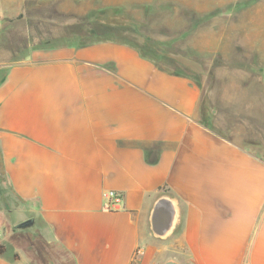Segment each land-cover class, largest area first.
<instances>
[{"label": "crops", "instance_id": "crops-1", "mask_svg": "<svg viewBox=\"0 0 264 264\" xmlns=\"http://www.w3.org/2000/svg\"><path fill=\"white\" fill-rule=\"evenodd\" d=\"M7 1L0 17L18 15ZM26 1V45L40 48L0 82V264H130L136 253L137 264H264V121L240 114L264 113V0ZM137 4L202 21L197 52L230 53L233 36L240 58L211 68L250 76L209 71L199 83L128 45L76 40L84 7ZM245 79L260 93L234 87ZM161 196L177 220L156 238Z\"/></svg>", "mask_w": 264, "mask_h": 264}, {"label": "rangeland", "instance_id": "rangeland-1", "mask_svg": "<svg viewBox=\"0 0 264 264\" xmlns=\"http://www.w3.org/2000/svg\"><path fill=\"white\" fill-rule=\"evenodd\" d=\"M7 3L10 9H18L19 14L17 15L14 11H5L4 16L0 17V82L5 79L9 69L17 64L16 62L31 55H38L31 50L40 48V46L30 47L26 45L27 41H29L28 33L31 35L35 33L33 29L34 23L32 22V28H30L27 21V1L8 0ZM106 11L107 15L110 14L108 19L110 21L97 23L93 22L94 18H91L92 12L87 13L84 7L82 20L75 23L77 27L74 30L81 35L76 37L80 44H87L91 41L124 43L145 58L150 59L161 70L196 80L199 83L203 81V77L209 71L215 73L228 72L240 77L250 76L248 72L239 69L211 68L216 60L228 63L237 62L235 61L237 60L236 58H240L236 54H231L235 49L233 36H230L228 40H224V44L228 46L227 49L230 50V53L195 51L197 44L199 45L204 39L202 21H194L193 17L186 12L184 13V18L180 14V9L179 20H172L173 18L170 17L172 12L170 6H144L137 4ZM33 12L31 9V13ZM38 30L39 33L48 32L42 27ZM41 40L44 43H48L50 39L41 38ZM188 42L193 43L188 45ZM150 48L156 53H150ZM238 61L246 62L245 59ZM248 66L251 72L257 69L253 63H249ZM258 75L261 78V73ZM221 87L223 86L204 85V88H213L212 90L217 92H219ZM234 87H238L240 92L246 94L248 99L260 93L258 83L249 79L239 82ZM245 108L241 109L240 114L242 116L252 120L259 118V123L264 121L263 112L257 109H250L252 112L245 110Z\"/></svg>", "mask_w": 264, "mask_h": 264}, {"label": "water", "instance_id": "water-1", "mask_svg": "<svg viewBox=\"0 0 264 264\" xmlns=\"http://www.w3.org/2000/svg\"><path fill=\"white\" fill-rule=\"evenodd\" d=\"M264 79V73H263ZM177 220V205L167 196L157 198L152 205L149 223L150 229L156 238H165L175 227ZM164 264H175L167 261Z\"/></svg>", "mask_w": 264, "mask_h": 264}, {"label": "built area", "instance_id": "built-area-1", "mask_svg": "<svg viewBox=\"0 0 264 264\" xmlns=\"http://www.w3.org/2000/svg\"><path fill=\"white\" fill-rule=\"evenodd\" d=\"M104 198L107 200V207L112 209V210H116L119 208V202H120V195L116 192L110 191L107 192L104 195ZM137 253L134 254V256L132 257V260L130 262V264H137Z\"/></svg>", "mask_w": 264, "mask_h": 264}, {"label": "trees", "instance_id": "trees-1", "mask_svg": "<svg viewBox=\"0 0 264 264\" xmlns=\"http://www.w3.org/2000/svg\"><path fill=\"white\" fill-rule=\"evenodd\" d=\"M106 10H103V11H98V12H92L91 13V18H94L93 22H97V23H102V22H105V21H110L108 20L110 18V14H106ZM113 18H116V17H113ZM120 44H124V43H120ZM126 45V44H124ZM151 49V48H150ZM155 51L153 49L150 50V53H154ZM139 53V52H138ZM156 53V52H155ZM140 57L144 58V59H148V58H145L143 55H141L139 53ZM150 60V59H148ZM5 247L3 245L0 244V256H2L4 253H5Z\"/></svg>", "mask_w": 264, "mask_h": 264}]
</instances>
